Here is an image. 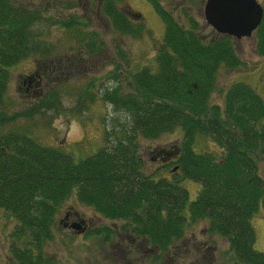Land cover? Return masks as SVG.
Segmentation results:
<instances>
[{"label": "trees", "instance_id": "16d2710c", "mask_svg": "<svg viewBox=\"0 0 264 264\" xmlns=\"http://www.w3.org/2000/svg\"><path fill=\"white\" fill-rule=\"evenodd\" d=\"M148 1L165 26L162 44L155 66L131 72L127 90L119 83L99 94L120 114L106 131L103 146L75 161L62 148L42 145L25 134H0V210L16 221L9 252L18 264L43 261L55 214L70 196L104 218L131 223L162 251L184 235L188 222L207 221L208 234L227 240L234 264H264V252L254 248L251 224L260 207L264 213V178L259 173L264 100L249 84L235 82L224 91L221 104L211 103L218 70L242 65L232 37L214 33L206 39L192 19L188 27L181 25L161 0ZM107 5L114 29L135 35L142 28L114 9L112 1ZM39 20V11L0 0V102L7 68L38 52L48 53L49 47L34 33ZM254 41L256 53L264 57V5ZM95 42L89 38L86 48L98 49ZM118 55L122 58L121 51ZM113 78L123 82L119 73ZM55 101L56 95H46L24 111L2 114L0 125L51 108ZM177 132L178 171L170 179L156 177L155 171L145 173L142 142ZM199 136L211 138L220 151L195 152ZM184 179L200 185L192 201L181 184Z\"/></svg>", "mask_w": 264, "mask_h": 264}, {"label": "rangeland", "instance_id": "374dc122", "mask_svg": "<svg viewBox=\"0 0 264 264\" xmlns=\"http://www.w3.org/2000/svg\"><path fill=\"white\" fill-rule=\"evenodd\" d=\"M90 1L94 10L98 0ZM258 1L262 2V6L264 5V0ZM15 2L39 11L41 20L33 26L34 33L36 38H40L37 41L43 46H48L49 50L46 54L38 52L30 55L7 68V89L0 102V115L8 117L24 111L46 95H56V101L55 106L41 109L30 117L17 116L13 121L3 123L0 125V134L7 132L25 134L42 145L62 148L71 154L75 161L94 154L106 143V131L113 129L115 125L113 119L120 117L112 105L105 102L99 94L119 83L123 91L127 90L131 72L140 70L144 66L151 68L155 66V55L162 44L165 29L161 17L148 0L118 2L119 9L139 23L134 26L142 27L134 35L119 33L104 16L98 15L96 18L90 12L85 13L86 0H15ZM161 2L181 25L188 27V19L197 23L196 30L204 38L209 39L214 33H218L205 19L206 0H161ZM93 34L95 36H92ZM89 38L91 41L96 40L98 49L89 51L86 48ZM232 39L242 65L236 69L218 70L210 102L221 104L224 91L235 82L249 84L264 100V57L256 53L254 34L239 39L232 37ZM120 51L122 58L117 55ZM125 57L127 61L123 62ZM36 60H38L37 66H34ZM60 60L66 65L63 70H56V74L54 71H46L48 76L44 75L41 93L32 94L25 91L26 84L22 81L26 75L31 74L35 68L42 69V66L50 61L57 64ZM118 73L119 80L123 82L111 79ZM179 137L177 132L173 136L163 135L156 140L142 142L140 153L144 159L145 173L158 171L162 176L173 177L170 171L156 170L157 163L151 161L149 150L158 145L172 144L178 141ZM193 148L198 153L220 151L217 144L207 136H199ZM259 173L264 178V161L260 162ZM181 184L188 190L189 200L192 201L200 185L190 179H184ZM67 207H73L90 219H97L93 215L91 206H86L75 196H70L60 205L55 215L56 220ZM15 224L14 219L6 217L0 210V264H18L9 252V240ZM251 224L255 230L254 248L264 252V213L261 207L251 218ZM71 235L72 233L64 228L58 227L50 243L52 247L48 245L47 250L51 252L50 254L55 253L56 257L61 259V264H107L111 261L110 246L95 248L81 235L75 234L76 239L72 241ZM67 238L70 239L69 244L76 245L83 242L87 248L81 245L82 251L78 250L71 256L64 243V239ZM184 238H191L194 243L204 242V246L199 247L198 252L203 251L206 256L202 258L203 260L201 258L197 261L184 260L177 264H234L235 262L227 240L208 234L207 221L188 222L184 229ZM122 240L120 239L119 242L120 260L127 257L124 252L126 243ZM207 248L211 253L208 258Z\"/></svg>", "mask_w": 264, "mask_h": 264}, {"label": "flooded vegetation", "instance_id": "af4514ba", "mask_svg": "<svg viewBox=\"0 0 264 264\" xmlns=\"http://www.w3.org/2000/svg\"><path fill=\"white\" fill-rule=\"evenodd\" d=\"M86 1V10L84 12H90V14L96 16V18H98L99 15L102 17L104 16L106 19H109L105 13L109 10V7L108 5L104 7V5L107 4L109 1H112V4L115 6L114 9L125 15L131 22V24H139L138 22H136L135 19L129 18L126 14L122 12V10L119 9L118 2H121L123 0H98V3L96 4V8L94 10L91 7V1ZM260 4L262 6V2ZM129 10L131 11L130 8ZM76 22L80 23L79 20H76ZM37 38V40L39 41L40 38ZM86 53H88V51ZM37 63L38 60L35 61L34 66H37ZM64 65H66V63L61 60L57 61V64H54L53 61H50L48 62V64H44L42 66V69L40 70L39 68H35L33 72L31 74L26 75L25 79L22 81L23 84H26L25 91L32 94L41 93V84L43 83L44 75L48 76L46 71L50 70L52 72L54 71L55 73L56 70H63ZM149 153L151 161H153L155 164L157 163L156 170H166L170 171V173H173L179 169V166L175 163L180 154L179 141L168 145L155 146L151 150H149ZM174 168H176V170H174ZM155 172L156 177H163L165 179L169 178L162 176L161 174H159L158 171ZM86 206L90 207V205ZM91 209L93 210V215L98 220L90 219L89 217L80 214L77 210H74L73 207H67L66 209H64L58 220H56L55 218V226L52 235L54 236L56 228L62 227L68 232L72 233V241L76 239L75 234H77L78 236L81 235L82 237L90 241L93 247L95 248H97V246H110V255L112 256V258L111 261L107 264H172L173 262L177 264V262L184 260L197 261L198 258L202 259L206 256L203 251L198 252V248L203 247L204 242L200 241L198 243L196 241L194 243L193 240L191 241V238L185 239L183 235L172 246L162 251L157 246L153 245L146 236H144L143 234H138L134 230L131 223H128L126 225L121 220H111L108 218H104L97 211H95L92 206ZM53 236L50 240L47 241L46 245L44 246L42 253L43 261L39 264H61V259L57 258L55 253L50 254L51 252L47 250L48 245H50V243L53 241ZM120 239H123L125 242L123 240L122 241L126 243V249L124 246V252L126 253L127 257L123 260L119 259ZM69 242V238L64 239V243L66 247H68L69 255L71 256H73L78 250L82 251V249L80 248L81 245L85 246V243L83 242L76 245L69 244ZM209 251V248H207V258L211 254Z\"/></svg>", "mask_w": 264, "mask_h": 264}, {"label": "water", "instance_id": "95a60500", "mask_svg": "<svg viewBox=\"0 0 264 264\" xmlns=\"http://www.w3.org/2000/svg\"><path fill=\"white\" fill-rule=\"evenodd\" d=\"M262 15L263 8L257 0H206L204 5L207 23L216 32L238 39L251 36Z\"/></svg>", "mask_w": 264, "mask_h": 264}]
</instances>
